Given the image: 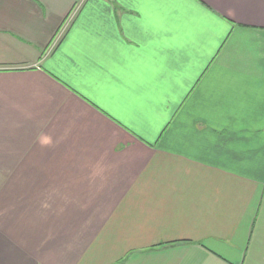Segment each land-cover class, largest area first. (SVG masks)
Instances as JSON below:
<instances>
[{
  "label": "crops",
  "instance_id": "crops-1",
  "mask_svg": "<svg viewBox=\"0 0 264 264\" xmlns=\"http://www.w3.org/2000/svg\"><path fill=\"white\" fill-rule=\"evenodd\" d=\"M0 264H264V0H0Z\"/></svg>",
  "mask_w": 264,
  "mask_h": 264
}]
</instances>
